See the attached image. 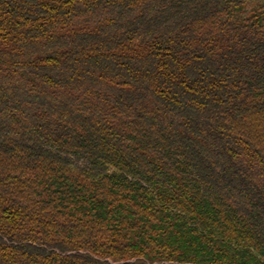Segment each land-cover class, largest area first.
I'll list each match as a JSON object with an SVG mask.
<instances>
[{
  "label": "trees",
  "instance_id": "16d2710c",
  "mask_svg": "<svg viewBox=\"0 0 264 264\" xmlns=\"http://www.w3.org/2000/svg\"><path fill=\"white\" fill-rule=\"evenodd\" d=\"M0 264H264V0H0Z\"/></svg>",
  "mask_w": 264,
  "mask_h": 264
}]
</instances>
